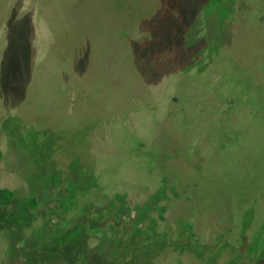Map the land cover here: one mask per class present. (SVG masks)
Returning a JSON list of instances; mask_svg holds the SVG:
<instances>
[{
    "label": "rangeland",
    "instance_id": "obj_1",
    "mask_svg": "<svg viewBox=\"0 0 264 264\" xmlns=\"http://www.w3.org/2000/svg\"><path fill=\"white\" fill-rule=\"evenodd\" d=\"M0 188V264H264V0H0Z\"/></svg>",
    "mask_w": 264,
    "mask_h": 264
},
{
    "label": "trees",
    "instance_id": "obj_2",
    "mask_svg": "<svg viewBox=\"0 0 264 264\" xmlns=\"http://www.w3.org/2000/svg\"><path fill=\"white\" fill-rule=\"evenodd\" d=\"M232 1L233 0H228V2L230 3ZM212 66H213V63L209 62L208 65L205 66L204 72L201 74L210 73V71L212 70ZM209 78H210L211 85L213 87H216L215 88L216 92L220 93L219 92V89L221 90L220 77L218 75L210 73ZM228 101L229 100L223 102L224 106L226 105V103H228ZM221 112L223 111L221 110ZM13 199H14V192L11 189L0 188V207L8 206L12 202ZM30 205H31V208L36 205L34 200L31 199ZM44 205L47 206L49 210V213H48L49 215L55 214L54 209H57L60 206L62 207V210L66 209L64 205H59L58 202L55 201L54 199H48L44 201ZM113 207L116 208V211L114 212L116 216L122 215L124 212L129 211V209L126 207V200H125L124 195L117 194L114 196Z\"/></svg>",
    "mask_w": 264,
    "mask_h": 264
}]
</instances>
